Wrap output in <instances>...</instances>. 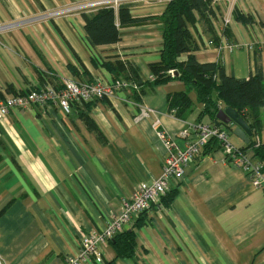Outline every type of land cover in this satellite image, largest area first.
<instances>
[{
    "label": "crops",
    "instance_id": "crops-1",
    "mask_svg": "<svg viewBox=\"0 0 264 264\" xmlns=\"http://www.w3.org/2000/svg\"><path fill=\"white\" fill-rule=\"evenodd\" d=\"M94 1L0 0V24L50 15L0 33V98L47 82L57 88L64 78L108 85L124 79L127 65L146 84L150 66L160 60L163 13L170 0L131 4L136 23L119 27L116 44L98 47L84 32V17L97 8L76 9ZM209 2L205 18L188 27L197 47L194 58L221 64L236 79L254 75L259 65L264 86V0H239L234 6L227 0ZM228 14L232 21L224 28ZM235 14L249 21H236ZM228 43L253 47L221 49ZM186 59L187 54L179 57ZM144 91L139 99L124 90L113 100L75 104L69 115L54 105L32 106L13 109L0 120V256L5 264H67L83 235L103 230L111 215L120 214L123 198L160 176L164 152L154 130L165 131L182 147L180 132L215 124L195 91L177 80L146 84ZM181 92L190 105L176 117L168 96ZM139 106L156 115L136 120ZM225 107L218 102V109ZM228 125L229 143L258 162L233 135L235 125ZM256 138L264 145V108L258 134L249 142ZM174 191L166 205L164 197ZM166 195L126 227L136 240L131 258L117 259L112 239L102 248V261L87 264H264V190L224 161L218 143L205 147Z\"/></svg>",
    "mask_w": 264,
    "mask_h": 264
},
{
    "label": "built area",
    "instance_id": "built-area-1",
    "mask_svg": "<svg viewBox=\"0 0 264 264\" xmlns=\"http://www.w3.org/2000/svg\"><path fill=\"white\" fill-rule=\"evenodd\" d=\"M139 0H97L84 5H79L76 9L98 8L105 6L118 10L119 6L136 3ZM231 6H234L239 0H227ZM50 17L49 14L34 16L16 22L0 24V33L18 28L24 25L42 21ZM232 18L230 14L223 18V27L231 24ZM213 41H209L208 45H212ZM221 49L229 51L247 47L252 49L253 45H244L241 43H228L220 46ZM172 74V71L170 72ZM154 76L150 75L147 79L152 82ZM138 86L127 80L116 81L111 84H104L100 80L91 83H82L72 78H64L59 82L56 88L47 82L41 88H35L25 93H17L8 97L0 98V120L5 118L11 110L18 109L27 111L32 106L48 107L49 105L57 106L65 115L71 113L72 106L75 104H87L101 100H113L114 95L118 91H138ZM140 107V113L136 117L139 120L156 113L143 106ZM159 123L157 120L154 127ZM230 125H203L194 124L191 126L192 133L182 131L179 137L184 140V145L179 147L174 139L165 131L154 130L157 141L163 148V164L161 174L158 178L149 182H143L137 185L130 198L121 200V212L118 215H111L107 224L100 232L93 231L82 236L79 248L72 256L67 257V264H87L90 261H102V248L115 236L125 231L132 221L140 214L146 212L151 207L158 205L161 198L169 191L172 181L178 182L185 174V170L189 163L198 158L210 141L215 140L224 155V161L232 166L242 170V172L250 179L251 185L256 189L264 190V174L263 166L260 162L249 160L245 153L234 148L229 143ZM0 264H5L0 256Z\"/></svg>",
    "mask_w": 264,
    "mask_h": 264
},
{
    "label": "trees",
    "instance_id": "trees-1",
    "mask_svg": "<svg viewBox=\"0 0 264 264\" xmlns=\"http://www.w3.org/2000/svg\"><path fill=\"white\" fill-rule=\"evenodd\" d=\"M209 5V0H170L168 2L163 13L164 30L160 60L150 66L154 80L147 81L146 84L153 87L177 80L186 88L195 91L205 112H213L215 117L220 110L218 102H221L226 107L234 109L249 126L251 136H256L259 131V113L264 108V86L260 66H256L254 75L249 78L236 79L232 75H226L221 64H200L192 54L197 47L188 27L193 26L198 19L205 18ZM129 7L128 5L119 6L116 16L112 8L99 6L96 7L97 12L92 17H84V32L90 45L98 47L116 44L119 41V27L136 23ZM235 19L244 23L249 21L248 18L239 14H235ZM183 54H187L186 61H179V57ZM123 71L126 72L123 80L138 86L135 97L139 99L145 92L146 84L138 79L137 73L131 66L127 65ZM171 71L172 74H170ZM174 73L176 76L173 75ZM213 96H216V101ZM189 105L190 101L186 92L168 96V108L176 117H179ZM213 121L217 126L227 127L216 119ZM210 143L217 142L212 140ZM246 146L252 149L254 158L262 164L264 170V145L259 144L256 138L255 141L250 140ZM175 196V191L166 195L165 204L169 205ZM113 241L117 259L131 258L134 255L136 240L133 230L123 231L115 236Z\"/></svg>",
    "mask_w": 264,
    "mask_h": 264
},
{
    "label": "water",
    "instance_id": "water-1",
    "mask_svg": "<svg viewBox=\"0 0 264 264\" xmlns=\"http://www.w3.org/2000/svg\"><path fill=\"white\" fill-rule=\"evenodd\" d=\"M176 76V73L173 74ZM216 120L223 125H235L233 135L236 136L243 143L247 144L251 137V130L247 123L239 116V114L230 107L220 109L216 114Z\"/></svg>",
    "mask_w": 264,
    "mask_h": 264
}]
</instances>
